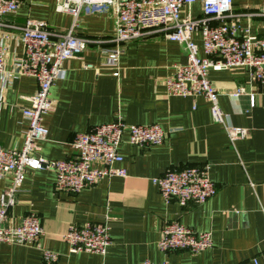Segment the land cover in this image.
<instances>
[{"label": "crops", "instance_id": "crops-1", "mask_svg": "<svg viewBox=\"0 0 264 264\" xmlns=\"http://www.w3.org/2000/svg\"><path fill=\"white\" fill-rule=\"evenodd\" d=\"M233 18L251 34L264 36V0H231ZM59 0H20L14 15L0 17V37H5L6 69L0 80V147L20 149L26 130L21 109L37 89L35 79L18 74L22 57L21 27L27 20L43 21L54 33H66L73 25L70 14L61 13ZM200 5L191 7L199 17ZM73 34L86 40L85 49L64 63V79L50 91L52 109L44 115L46 140L38 156L64 161L73 156L70 144L77 134L114 122L158 125L166 133L157 146L128 144L123 134L116 168L125 178L102 179L74 195L58 194L54 173L28 171L8 224L18 225L33 214L40 219L43 235L38 247L0 244V264H42L41 250L59 255L55 264H253L264 263V86L251 81L243 69L209 71L218 92V105L228 125L247 131L245 139L229 143L224 129L212 121L202 98L167 97L162 86L173 67L184 61V51L163 34H153L123 45L118 75L108 68L103 50L114 47L110 15H81ZM194 41L201 51L199 37ZM201 55V53H200ZM90 65L91 68H86ZM243 88L245 95L233 98ZM248 95L254 96L253 107ZM207 168L216 188L202 205L180 207L164 203L152 179L167 170ZM0 179V197L8 186ZM179 222L195 232L209 233L210 250L160 253L157 242L165 224ZM106 223L111 244L105 255L69 253L64 241L68 228Z\"/></svg>", "mask_w": 264, "mask_h": 264}, {"label": "built area", "instance_id": "built-area-1", "mask_svg": "<svg viewBox=\"0 0 264 264\" xmlns=\"http://www.w3.org/2000/svg\"><path fill=\"white\" fill-rule=\"evenodd\" d=\"M195 4L200 5L199 17L191 12ZM19 5L20 0H0V17L14 15ZM57 9L74 19L68 32H51L45 22L36 20H27L20 29L22 57L15 66L19 75L35 79L37 89L27 98L28 107L21 109L26 124L21 148L0 147V179H9L0 197V244L39 248L43 230L37 216L29 214L18 225L8 224V212L16 203L28 171H52L55 192L74 195L102 179L125 178V171L116 168L122 160L118 148L124 133L129 145L140 148L160 145L166 138L158 125H128L118 118L77 134L70 144L74 154L67 160L47 161L38 156L37 143L48 136L42 121L53 106L51 88L64 79V63L80 56L85 49L86 40L73 34L82 14L110 15L113 19L114 47L103 50L106 66L114 70L113 77L118 75V58L125 44L160 33L181 46L184 61L175 65L172 74L163 80L164 94L204 99L212 121L224 129L230 144L245 139L247 131L228 125L218 105V92L208 79L209 71L243 69L251 81L264 86V36L251 34L248 26L241 28L238 20L228 21L233 18L231 0H59ZM196 36L201 41V51L194 41ZM6 41L0 37V80L6 69ZM243 95L244 89L238 88L231 97ZM248 99L253 107L254 96L248 95ZM152 184L164 203L174 202L180 207L189 203L202 205L216 193L207 168L167 170L152 179ZM63 238L69 253L103 256L111 244L106 223L72 226ZM212 247L209 233L192 231L179 222L165 224L157 242L158 251L164 255H196ZM41 257L42 264H55L59 255L41 250ZM253 264L260 263L254 260Z\"/></svg>", "mask_w": 264, "mask_h": 264}, {"label": "rangeland", "instance_id": "rangeland-1", "mask_svg": "<svg viewBox=\"0 0 264 264\" xmlns=\"http://www.w3.org/2000/svg\"><path fill=\"white\" fill-rule=\"evenodd\" d=\"M83 15V14H82ZM156 34V33H155ZM150 35H153V34H150Z\"/></svg>", "mask_w": 264, "mask_h": 264}]
</instances>
